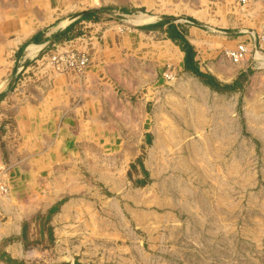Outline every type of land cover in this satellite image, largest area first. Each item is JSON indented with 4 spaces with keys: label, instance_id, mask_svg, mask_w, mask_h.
Segmentation results:
<instances>
[{
    "label": "crops",
    "instance_id": "crops-1",
    "mask_svg": "<svg viewBox=\"0 0 264 264\" xmlns=\"http://www.w3.org/2000/svg\"><path fill=\"white\" fill-rule=\"evenodd\" d=\"M85 1L0 0V182L8 190L7 194H0V264L16 261L33 264L30 260L40 251L24 245V224L39 213L50 215L53 207L56 243L72 239L68 226L76 221L80 211L87 212L90 206L86 192L92 188L85 174H98L109 189L120 192L127 185L123 177L127 173L125 164L134 163L144 150L149 155L151 175V185L145 188L149 191L147 202L157 208L167 203L168 209L173 210L178 205L174 191H181L182 186L170 187L169 181L159 175H184L194 167L205 166L199 162L192 164V160L224 149L217 144L231 139L219 135L214 123L211 134L197 133L199 125L191 124V117L204 116L208 120L197 101L182 97L180 105L168 94L166 102H159L156 94L166 92L164 78L155 69L157 61L185 66V53L167 38L171 29L197 47V66L200 64V70L207 73L202 64L214 44L209 42V32L195 27L191 21L204 15V10L189 8L186 16L178 17L157 15V19L146 24L150 30L136 29L131 40V34L121 33L118 25L103 20H79L84 14L99 10H78ZM224 1L197 0V3L210 8L220 7ZM258 2L254 13L260 17L264 0ZM189 6L190 2L184 9ZM72 11L75 13L71 17L61 19ZM75 22L80 24L78 34L88 30L97 36L91 52L92 64L83 74L53 73L47 77L37 57L49 50L58 33ZM158 35L162 37L159 39ZM149 36L144 43V37ZM242 40L243 37L237 36L233 40L236 43L230 41L226 48ZM30 45L38 48L31 49ZM201 48H207L205 55L200 56ZM144 59H149V63L144 62L149 71L146 79L142 71ZM235 70L237 73V66ZM34 71L38 79L33 76ZM245 72L246 68L241 71ZM28 77L31 82H27ZM213 77L226 83L233 78L231 74L230 79ZM20 81L23 86H19L18 92L16 83ZM197 81L201 93L213 95V104L228 96L207 87L200 79ZM147 86L151 90H146ZM190 94V89H182V96ZM176 110L181 112L180 123L174 120ZM171 124L179 128L176 134H170ZM192 130L196 133H191ZM163 159L169 162L174 159V164L162 165ZM138 169L141 179V167ZM166 191L173 192L171 197ZM74 194L81 197L73 198ZM56 250H61L60 244ZM75 255L70 253L61 261L85 264Z\"/></svg>",
    "mask_w": 264,
    "mask_h": 264
},
{
    "label": "rangeland",
    "instance_id": "rangeland-1",
    "mask_svg": "<svg viewBox=\"0 0 264 264\" xmlns=\"http://www.w3.org/2000/svg\"><path fill=\"white\" fill-rule=\"evenodd\" d=\"M258 1L247 0L244 4L241 0H225L220 7L211 5L210 8L198 4L197 0H87L80 4L78 10L99 9L90 21L103 20L118 25L121 33L131 34V40L135 38L136 29L150 30L146 24L157 19V15L178 17L186 16L189 8L204 10L203 17L191 19L192 25L209 32V42L214 44L207 54L204 52L207 48H201L200 56L206 54L207 60L202 66L211 76L230 79L231 74L233 78L228 84L237 80L239 83L235 89L226 92L228 96L213 104V95L200 92L196 74L183 65L181 68L157 61L155 69L160 78H164L166 92L156 94L159 102H166L168 94L180 105L182 97L197 101L208 115V120L204 116L191 117V124L199 125L197 133L211 134V123H214L219 135L231 139L217 144L224 149L211 151L201 160H192V164L199 162L205 166L194 167L195 170L190 169L184 175H159L160 179L169 181L170 187L182 186L181 191H174L178 205L173 210L168 209L167 203L157 208L147 202L149 191L145 188L151 185V175L149 155L144 150L134 163L128 161L125 164L127 173L123 177L127 185L120 192L109 189L98 174H85L92 188L86 192L90 206L87 212L85 209L79 212L75 222L68 224L73 233L71 240L56 243L52 225L55 207L51 208L50 215L39 213L24 224V245L31 249L37 247L40 251L30 260L33 264H66L61 260L70 253H76L77 260L85 264H264V59L250 53L245 61L235 63L238 68L235 73L236 66H232L233 61L225 53L226 43L240 36L242 30L261 32L264 29V12L260 17L254 13L257 3L260 4ZM189 2L191 6L184 9ZM73 13L75 11L61 19L71 17ZM140 14L153 20L134 23ZM79 25L75 22L70 31L58 33L60 35L53 43L82 35L85 31L81 34L76 31ZM136 36L139 42L138 34ZM161 37L158 35L159 39ZM149 38L151 36L144 37V43ZM174 43L182 50L181 45ZM194 50H198L196 46ZM209 54L212 55L209 57ZM145 61L147 64L149 59L143 61L144 79L149 73ZM138 62L137 58L139 65ZM198 67L200 69V64ZM245 68L248 72L241 73ZM168 72L174 74L173 80L166 79ZM35 74L33 76L38 79ZM31 81L28 77L27 82ZM21 83H16L18 92L21 91L19 86H23ZM148 86L146 90H151ZM183 88L190 89L191 94L182 96ZM151 93L153 96L154 92ZM180 116L181 112L176 110L174 120L177 123H180ZM177 129L171 124L170 134H176ZM191 133L196 132L192 130ZM161 162L171 166L174 159ZM138 166L142 170L141 179ZM166 193L171 197L173 192ZM72 197L80 198L81 195ZM63 229H66L65 225ZM58 244L63 252L56 250Z\"/></svg>",
    "mask_w": 264,
    "mask_h": 264
},
{
    "label": "built area",
    "instance_id": "built-area-1",
    "mask_svg": "<svg viewBox=\"0 0 264 264\" xmlns=\"http://www.w3.org/2000/svg\"><path fill=\"white\" fill-rule=\"evenodd\" d=\"M246 4L247 0H241ZM214 30V29H213ZM240 36L243 40L234 47L226 49V55L234 62L245 61L250 53L255 58L264 59V29L261 32L255 30H242ZM97 36L91 31L62 43H52L49 50L37 57L41 64V70H45L47 77L53 73L75 72L83 74L92 64L91 52ZM166 79L173 80L174 74L168 72ZM7 188L0 182V194H7Z\"/></svg>",
    "mask_w": 264,
    "mask_h": 264
},
{
    "label": "trees",
    "instance_id": "trees-1",
    "mask_svg": "<svg viewBox=\"0 0 264 264\" xmlns=\"http://www.w3.org/2000/svg\"><path fill=\"white\" fill-rule=\"evenodd\" d=\"M96 14L97 12L86 13L79 20L90 19ZM71 28H72V25H70L63 33L70 31ZM168 37L172 39L174 42H176L177 44L181 45L182 50L185 51L186 70L196 74V76H198V78L206 86H209L212 90L219 92V93H226V92H229L235 89V87L239 83L238 80L232 84L222 83L219 80H217L215 77L211 76L210 74L204 73L199 69V67L197 66V61L195 60L196 51L194 50V46L189 41L185 40V38L182 35H180L179 32H177L174 29H171L170 32H168Z\"/></svg>",
    "mask_w": 264,
    "mask_h": 264
},
{
    "label": "bare ground",
    "instance_id": "bare-ground-1",
    "mask_svg": "<svg viewBox=\"0 0 264 264\" xmlns=\"http://www.w3.org/2000/svg\"><path fill=\"white\" fill-rule=\"evenodd\" d=\"M148 16V15H147ZM145 14H140L135 20H134V23H142V22H146V21H150V20H153L152 18L150 17H147ZM150 16V15H149ZM31 46V49L33 48H38L36 45H30ZM30 49V50H31ZM1 178V177H0Z\"/></svg>",
    "mask_w": 264,
    "mask_h": 264
}]
</instances>
